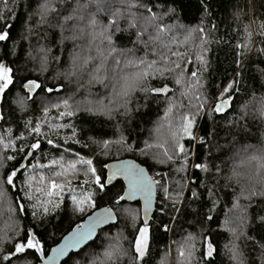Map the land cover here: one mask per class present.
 Masks as SVG:
<instances>
[{
  "label": "snow or ice",
  "instance_id": "6c2138e0",
  "mask_svg": "<svg viewBox=\"0 0 264 264\" xmlns=\"http://www.w3.org/2000/svg\"><path fill=\"white\" fill-rule=\"evenodd\" d=\"M8 0H0V4L7 9ZM175 4L176 0H171ZM169 0H41L36 12L38 16L37 26H46L52 31H45L43 39L49 43L39 44L35 49V54L30 49L27 59L21 60L17 56L16 60L7 62L6 58H0V96H6L15 90V96L12 104L25 112L29 107V102L33 108L39 106L44 121L25 120L24 128L29 135H35V142L27 146L15 147L11 139L13 133L7 129L8 135H0V148L5 151L12 149L17 153L25 151L34 155L33 150L42 147L39 137L46 134L41 131L42 123L56 134L61 129L71 128V135L64 137V143L71 140L73 143L79 141L75 139L76 128L68 123H55L48 119L51 109H63L58 111L55 120H62L65 117H73L80 110L79 105H73L70 101L71 96L52 100L53 93L63 91V85L57 84L55 87L48 85V76L52 62L57 65L62 63V53L65 50V42L71 41L74 50L69 55V69L60 72L56 71L50 78L70 81L73 77L77 78L79 88H91L99 85L101 88L109 90L104 99H98L94 103L88 102L84 111L103 114L112 119L115 116L130 117L134 110H138L142 105L147 106L153 99L163 96L166 101L164 120L159 122L154 128L153 133L156 136L154 142L145 141V148L140 149L141 155L148 156L150 149L159 151L152 154L151 158L157 165H175L173 169L176 173H186L189 162V150L185 148L183 141L199 139L201 146L205 141L201 137L194 135V128L198 116L207 115L214 118L222 114L229 126L227 131L231 134V128L234 126L237 132L243 137L249 135L250 125L243 124L241 121L247 120L248 104L241 107L239 116L229 117L228 113L234 111V94L240 91V80L237 77H243V72L239 70L243 64V59L253 51L252 38L259 35L261 44H264V20L257 24V30L253 32L250 25L244 26V42L236 45L238 52L236 64L238 70L236 75L222 88L217 85L218 94L215 97L205 90V73L208 72L210 62L206 53L209 51L205 47L210 43L205 37L208 35L205 28L197 25L188 27L179 23L180 16L177 15L175 7H169ZM56 18V23L52 19ZM4 13L0 11V21H4ZM166 21H171L168 23ZM6 23V21H5ZM253 23H256L253 21ZM58 30V33H57ZM32 29H29L31 32ZM181 32L183 39H178L176 33ZM67 33V34H66ZM145 37H147L145 39ZM10 39V29H0V42H6ZM196 39L200 40L195 51V66L193 65L192 55L189 45ZM80 40H86L88 55L81 56L76 49L80 48L77 43ZM125 41L132 47H126ZM143 46V54L137 55V46ZM58 48L61 54H55L53 49ZM95 55H92V52ZM257 57H264V47L255 48ZM31 62V66H29ZM15 64V67L10 66ZM111 65V67H109ZM87 73L86 83H80L82 74ZM261 79L264 80V67L257 69ZM159 81V87H153L152 82ZM173 83L180 88V96L189 99L188 108L195 111L177 112V108H184L169 93H174V89L169 87L168 82ZM23 93L24 95H21ZM105 99L107 103H105ZM256 112L264 121V96L256 102ZM15 111V109H12ZM5 117L0 115V121ZM34 123V126H32ZM23 139V137H17ZM129 137L122 134L116 140H104L103 150L108 154V149L116 145L117 150L135 151L133 145L128 142ZM236 137H233L235 140ZM47 144L53 148H59L53 139L47 138ZM251 145H244L242 151L249 153ZM257 154H249L248 162L251 164V170L242 172L237 167H233L230 173L220 177L222 169L216 165V180L225 181L224 188L231 187L233 194L231 217L224 220L226 230L232 236L229 244L225 245L233 264H245L244 254L238 241L242 238L246 241L257 243L261 250V264H264V146L257 150ZM73 159L65 164L64 157L52 159L48 164H35L31 166V173H25L21 182V187L16 189V180L19 178V170L13 166L8 171L4 161H12L14 155L0 157V168H5L3 175H0V206L6 205L9 224L0 234V260L4 264H59L61 257L67 255L70 249L79 248L75 253L78 257L74 264H121L124 258L128 259V264H152V234L151 225L148 218V210L152 207V195L155 186L159 185L163 190L164 203L160 207V212L164 213L168 209V202H171V209L180 212L177 207L181 203L183 189L189 187L193 182L186 176L175 183L181 189L174 194L170 192L167 185L168 175L164 172H157L155 175L160 179L148 175L143 168H138L128 161H119L113 164V171L108 175L107 181L98 174L93 166L92 159L83 156ZM26 158V157H24ZM43 158V157H41ZM84 179L79 184V191L73 187L72 179L81 174ZM243 166V162L241 164ZM25 165H20L24 169ZM105 167H109L105 165ZM192 168L204 173H210L211 168L207 163H193ZM38 169H48L51 175H45L38 172ZM116 175H123L126 182L123 187V195H117L115 204L119 205L125 199L135 200L139 197L144 201V206L140 210L125 208L123 211L131 221V226L135 231L133 239L129 242V248H125L122 243L116 242L104 247L100 253L85 252L88 247L84 242L92 236L94 229L114 217L112 208H101L93 211L88 218V224H78L66 236L63 241L48 253L44 250L42 238H37L33 231H26L23 236L20 235L16 224V215L24 213V203L18 199L9 196V191L13 194L22 193L24 201L28 202L31 208V215L34 220L44 223L50 214L57 212L64 203L63 193L67 188L70 194L72 211L74 213H85L89 208L97 207V200L107 195L106 184L111 183ZM62 177L61 182L55 178ZM71 177V178H70ZM165 181V183H161ZM94 186V187H93ZM200 187H206L204 181H200ZM209 197L215 196V190L212 187L206 188ZM190 196L186 199L195 202L201 198V193L195 187L190 188ZM212 209H215L217 201L212 199ZM256 208L254 214L250 209ZM195 211V209H193ZM143 213L142 223L137 224L140 219V213ZM211 221L213 217H206ZM194 223V222H193ZM165 225V231H167ZM11 233V234H10ZM255 234V235H253ZM121 239H127L122 237ZM204 245L202 259L196 260V236L189 233L184 237V242L177 249L178 264H211L209 258L214 254V245L210 242L209 236H204ZM94 243V242H93ZM10 244L7 251L3 245ZM84 245V247H81ZM161 264H166L162 261Z\"/></svg>",
  "mask_w": 264,
  "mask_h": 264
},
{
  "label": "trees",
  "instance_id": "16d2710c",
  "mask_svg": "<svg viewBox=\"0 0 264 264\" xmlns=\"http://www.w3.org/2000/svg\"><path fill=\"white\" fill-rule=\"evenodd\" d=\"M39 2L41 0H8L7 9H4L3 5L0 4V11L4 13L5 17L4 21H0V29H10V39L6 42H0V58H6L7 62H11L19 56L21 60H25L30 49L35 54V49L39 44L49 43V41L43 39V33L45 31L51 32L52 30L46 26H37L38 16L36 12ZM168 6L177 9V15L180 16L179 23L188 27L199 25L208 32L205 38L211 42L206 44L205 47L209 49L206 56L210 62V67L208 72L205 73L204 83L206 92L215 97L219 91L216 86L220 85L222 88L237 73V54L242 49H237L236 45L244 42V26L250 25L251 30L255 32L257 24L261 20H264V0H176L175 4L169 0ZM253 21L256 23H253ZM166 22L171 23V21ZM52 23H56V18L52 19ZM30 28L32 29L31 32H29ZM177 38L183 39V34L179 31ZM261 39L259 35H254L252 38L253 51L248 54L247 58L243 59V64L239 68L243 72V77H237L240 80V91L234 94V111L228 113L229 117L239 116L241 107L248 104L247 120L241 121V125L248 124L251 126L247 137L241 138L234 126L231 128V134H228L227 129L229 126L225 119L221 118L222 114H218L214 118H209L207 115L198 116L194 135L203 138L205 143L201 146L199 139L188 140L185 138L183 143L185 144V148L189 150V166H186V173H175L173 168L169 166L155 167L151 164L148 156H142L140 153V149H143L145 141H149L152 124L164 117L166 101L163 96L153 99L147 106H143L144 101L141 100L140 104L142 106L138 110H135L134 104V110L130 117L115 116L109 119L108 116L103 114L84 111V108L87 106L85 105L83 108L79 107L80 110L76 112L75 116L55 120L58 111L63 109H51L48 119L55 123H68L74 126L76 128L75 139L79 142L73 143L69 140L68 143H64L63 138L71 135V128L61 129L56 134L47 127L46 123H42L41 131L46 135L39 137L42 147L33 150L34 155L28 154L27 151L17 153L12 149L5 151L3 148H0V157H6L7 155L15 156L14 160H5L4 164L8 171H11L13 166L19 170L16 189L21 187V182L26 172L32 174V165L37 163L48 164L50 160L59 159L61 156L64 157V162L67 164L68 161L77 159V154L87 159H92L93 166L97 169L98 174H102L104 180L106 179L105 165L121 159L130 158L138 161L147 167L151 176L155 170L159 169L160 172L168 175L167 185L173 194L181 190L175 182L178 180L182 181V178L186 176L193 183L182 190L181 203L177 205V207L181 208L180 212L172 211L170 201L168 202V209L164 213L160 212V207L164 203L163 190L157 185L158 197L156 208L150 219L152 264H161L162 261H165L166 264H178L177 249L184 242V237L189 233H193L196 236V260L202 259L203 237L209 236L210 242L213 243L215 249L213 256L209 258L211 264H233L225 247L232 240V236L224 225L226 214L228 217L233 215L229 211L232 208L233 194L231 187L224 188L225 181L222 178L217 182L215 178V166L219 165L222 169L219 174L220 177L228 175L233 167H237L242 172L250 171L251 164L248 162L247 156L249 154L259 155L257 150L264 146V121L261 120L259 114L256 112V107L258 106L256 102L264 96V80L261 79L257 72L258 68L264 67V57H257L255 52V48L264 47V44H261ZM77 43L80 45V48L76 49V51L84 55L86 40H80ZM199 44L200 40L196 39L194 43L189 45L190 50L193 52L191 57L193 65L189 66L188 75H190L191 69L195 66L194 54L198 50L196 46ZM124 46L132 47L127 41H125ZM73 50V43L66 41L65 50L62 53V63L57 65L55 62H52L48 73L45 74L49 77L47 80L48 85L53 87L57 84L63 85V91L58 94L53 93L52 100L58 101L71 96L72 100L70 102L75 106L79 105V99L85 94L90 96V98H105L106 91L98 85L77 90L78 83L76 77H73L70 81L64 80L63 77L59 80H52L50 78L56 71L63 72L69 69V55ZM53 51L55 54H61L58 48H54ZM136 54H143L142 45L137 46ZM10 66L15 67V64H10ZM29 66H31V62H29ZM85 77L84 75L80 77L82 83H86V80H83ZM168 83L169 87L174 89V93H169V95L173 96L178 104L182 103L184 105V108L175 109L173 115L177 112L191 110L188 108V99L180 96V88L170 81ZM152 86L159 87L160 82L154 81L152 82ZM21 95L24 94L21 93ZM14 96L15 90L6 96H1L0 115H3L5 119L0 121V135H8L6 130L11 129L13 133L11 139L14 141L15 147H26L27 144L35 142V135H29L25 130L24 121L32 120L35 122L39 120L43 122L44 115L39 106L33 108L30 102L28 109L23 113L20 112L12 104ZM12 109H15V111H12ZM32 126H34V123ZM121 134L125 137L130 136L128 142L133 145L135 151H118L117 146L113 145L108 150V154H105L102 142L104 140H116ZM21 136L23 139H17V137ZM234 136L236 137L235 140H233ZM47 138L53 139L54 143L59 145V148H53L52 145L47 144ZM244 145L252 146L247 154L239 151ZM242 162L245 168L241 166ZM193 163H207L211 168V172L204 173L194 170L192 168ZM20 165H25L26 167L20 169ZM78 168H81V166L78 165ZM4 171L5 168H0V175H3ZM37 171L43 172L45 175H51L48 169H38ZM82 171L83 169L81 168L79 176L75 178L70 177L73 187H76L77 191H79L80 182L84 179ZM55 179L57 182L63 180L62 177ZM200 181H204L206 187H200ZM161 183H165V181H161ZM123 187L122 182H117L112 186L106 185L107 195L102 194L103 198L97 200V207L95 209L89 208L83 214L72 211L70 194L66 188L63 193L65 200L61 208L57 212L50 214L44 223L33 219L31 208L28 202L24 201L22 193L14 195L13 190H10L9 196H12L14 200L18 199L24 203L25 212L18 213L15 217L20 235L23 236L26 231H33L37 238H42L46 252L57 245L62 237L76 225L82 224L93 211L104 206L111 207L116 212L118 221L116 224L101 230L98 235L99 237H97L94 243L92 242L84 249L88 253H100L104 247L116 242H120L125 248H129V242L133 239L135 231L138 230L133 229L131 221L123 209L133 208L134 210H140V204L121 202L119 205H116L114 203L117 195H122ZM191 187H195L201 193V198L195 202H190L186 199L191 194ZM207 187H212L215 190L214 197H209L206 190ZM212 199H215L217 203L215 209L210 212L209 210L213 207ZM249 211L254 214L256 208L253 207ZM208 215L213 217L211 221L206 219ZM140 223H142L141 213L140 219L137 220V224L139 225ZM8 224L9 219L6 205L0 206V234H2V230L7 228ZM165 225H167V231H165ZM117 237L118 239L115 240ZM122 237H126L127 239H121ZM237 243H239L244 254L245 264H261V250L257 243L246 241L243 238ZM3 247L7 251L11 245H3ZM76 259L78 257L74 253L63 264H74ZM0 264H4V262L0 260ZM121 264H128V259L124 258ZM194 264H196L195 261ZM205 264H207V261Z\"/></svg>",
  "mask_w": 264,
  "mask_h": 264
},
{
  "label": "water",
  "instance_id": "95a60500",
  "mask_svg": "<svg viewBox=\"0 0 264 264\" xmlns=\"http://www.w3.org/2000/svg\"><path fill=\"white\" fill-rule=\"evenodd\" d=\"M119 161H128V162H130L131 164L135 165V166L138 167V168H143V169L145 170V172H146L148 175L151 176V174H150L149 170L147 169V167L143 166L142 164H140L138 161H136V160H134V159L126 158V159H121V160H117V161H112V162H109V163L107 164L109 167H105V169H106V179H105V181H107V177H108V175L113 171V169L111 168V166H112L113 164L118 163ZM117 182H122L124 186H125V184H126L123 175H116V176L112 179L111 183H107L106 185H107V186H110V185L112 186V185H114V184L117 183ZM122 195H123V193H122ZM157 197H158V196H157V186H155V189H154V192H153V195H152V207L148 210V218H149V221H150V219L152 218L153 213H154V211H155V208H156V202H157ZM121 202H124V203L126 202V203H131V204L139 203V204H140V207H139V208H141V209H142L143 206H144V201L141 200L139 197H137L135 200H128V199H125L124 201H121ZM121 202H120V203H121ZM101 208H111V207L104 206V207H101ZM101 208H98V209L95 210V211H98V210L101 209ZM113 212H114V214H115L114 217H113L112 219L106 221L105 223H102V224L98 225V226L94 229L93 234H92V236L89 238V240L84 242L86 245H90L92 242H94V241L97 239V237H99L98 235H99V232H100L101 230L106 229L107 227L116 224V222L118 221V217H117V214H116V212H115L114 210H113ZM91 214H92V213H91ZM91 214H90V215H91ZM90 215H89V216H90ZM89 216L86 217V219L82 222V224H84V225H87V224H88V218H89ZM141 217H142V219H143V213H142V212H141ZM75 227H76V226H75ZM75 227H74V228H75ZM71 231H72V230H70L69 232H71ZM69 232H68V233H69ZM68 233H67V234H68ZM67 234H66V235H67ZM66 235H65V236H66ZM62 241H63V237H62L61 241H60L58 244H60ZM58 244H57V245H58ZM57 245H55L54 247H56ZM54 247H52V248H54ZM81 247H84V245H82ZM52 248H51V249H52ZM78 251H80L79 248H77V249H70V250H69V253H68L67 255L61 257L59 264H63V263H64V262H65V261H66V260L72 255V254H74V253H76V252H78ZM48 252L50 253L51 250L48 251Z\"/></svg>",
  "mask_w": 264,
  "mask_h": 264
},
{
  "label": "rangeland",
  "instance_id": "374dc122",
  "mask_svg": "<svg viewBox=\"0 0 264 264\" xmlns=\"http://www.w3.org/2000/svg\"><path fill=\"white\" fill-rule=\"evenodd\" d=\"M177 35H178V32L176 33ZM84 50H85V54L84 55H88L89 53H88V51H87V43H86V45H85V47H84ZM80 54H81V56H84L81 52H80ZM92 55H95V52L93 51L92 53H91ZM82 75H84V79L83 80H86L87 81V79H88V76H87V73L85 72L84 74H82ZM81 75V76H82ZM80 83H82V80L80 81ZM77 85V84H76ZM75 85V86H76ZM96 86V85H95ZM99 86V85H98ZM78 87V86H77ZM92 87H94V86H92ZM88 87H85V89H87ZM80 89V88H79ZM104 91H106V93H105V95H107V92L109 91V90H105L104 89ZM84 93V92H83ZM0 99H1V96H0ZM92 99V100H91ZM96 99L98 100V99H102V98H98V97H92V98H90V96H88L87 94H85L84 96H82V98H80L79 99V107H81V108H83V106H85V105H88V102L89 101H92L93 103L96 101ZM104 99V98H103ZM188 104H189V99H188ZM105 103H107V100L105 99ZM191 111H195V110H193V109H191ZM164 120V117H162V118H160V119H158V120H156L153 124H152V127L150 128V138L148 139L149 141V143H152V142H154V140L156 139V136L154 135V133H153V130H154V128L157 126V124L159 123V122H161V121H163ZM152 136V137H151ZM143 148H145V145L143 146ZM110 149V148H109ZM108 149V150H109ZM157 151H159L158 149H155V148H153V149H150L149 150V155H148V158H149V160H150V162H151V164L152 165H154L155 167H157V168H160V166H164V165H157V164H155V161L151 158V156H152V154L153 153H155V152H157ZM142 156H145V155H142ZM145 157H147V156H145ZM189 163V162H188ZM245 164V163H244ZM246 164H248V163H246ZM167 166H169L170 168L172 167L173 169L175 168V167H178L179 165H178V163L177 164H175V165H167ZM187 166H189L188 164H187ZM243 168H245L244 166H243ZM157 172H160L159 171V169L158 170H155L154 171V173H153V177L154 178H156V179H160L159 177H157L155 174L157 173ZM176 173V172H175ZM173 179H174V176H173ZM132 210H134L133 208H132ZM127 216V215H126ZM128 217V216H127ZM116 239H118V237L117 238H115V240ZM94 253H96V252H94Z\"/></svg>",
  "mask_w": 264,
  "mask_h": 264
}]
</instances>
